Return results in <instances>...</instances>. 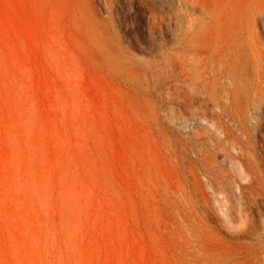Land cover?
Listing matches in <instances>:
<instances>
[{"label":"rangeland","instance_id":"rangeland-1","mask_svg":"<svg viewBox=\"0 0 264 264\" xmlns=\"http://www.w3.org/2000/svg\"><path fill=\"white\" fill-rule=\"evenodd\" d=\"M140 2L0 0V264H264V0L196 2L235 29L230 99Z\"/></svg>","mask_w":264,"mask_h":264},{"label":"bare ground","instance_id":"bare-ground-1","mask_svg":"<svg viewBox=\"0 0 264 264\" xmlns=\"http://www.w3.org/2000/svg\"><path fill=\"white\" fill-rule=\"evenodd\" d=\"M140 1L141 8L149 12L152 16L161 15V7L167 3L172 8L176 17L175 26L173 28L174 44L169 48L170 53L166 55V62H178L181 68L183 67L191 72V80L196 83V80H200V82H203L207 87L210 83V81L208 83V80H210L211 76L215 77L217 80L219 78V82L216 85V87L219 85V88H215V90H217V93L221 94L223 99H230V88L234 85V80L231 72H228L229 70L225 73V67L232 53V44H234L235 41L233 38L235 37V29L232 28L229 23L227 8L222 6L223 17L221 23L223 32L217 34L216 27L218 19L210 5H204L198 8L196 5L197 0ZM240 20L241 26L238 30L240 38L238 43L242 55H244L245 36L243 34V17L240 18ZM216 47L220 48L219 52L216 51ZM109 49L117 66L128 70L132 68L128 57L121 52L114 42L109 46ZM204 60H207L212 68L210 67L209 70L204 68L202 66ZM241 64L243 68L244 63L241 62ZM203 84L201 83V85Z\"/></svg>","mask_w":264,"mask_h":264}]
</instances>
